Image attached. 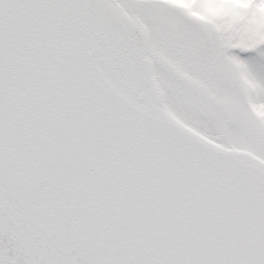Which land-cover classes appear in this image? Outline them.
Returning <instances> with one entry per match:
<instances>
[{"label": "snow or ice", "instance_id": "snow-or-ice-1", "mask_svg": "<svg viewBox=\"0 0 264 264\" xmlns=\"http://www.w3.org/2000/svg\"><path fill=\"white\" fill-rule=\"evenodd\" d=\"M0 264H264V0H0Z\"/></svg>", "mask_w": 264, "mask_h": 264}]
</instances>
